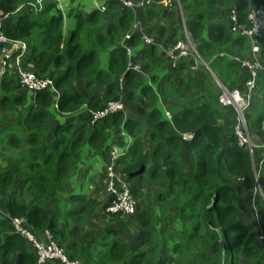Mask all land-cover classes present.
<instances>
[{"label": "trees", "instance_id": "1", "mask_svg": "<svg viewBox=\"0 0 264 264\" xmlns=\"http://www.w3.org/2000/svg\"><path fill=\"white\" fill-rule=\"evenodd\" d=\"M27 1H0V18L8 15L2 31L28 43L22 67L51 78L58 93L29 90L11 61L3 73L0 67V264H64L40 262L32 241L16 227L17 219H24L23 229L38 239L48 231L71 261L82 264H264V72L254 92L263 103L254 108L252 99L245 111L249 130L259 136V147L251 153L239 145L235 111L220 103L221 88L208 68L193 71L191 57L174 63L165 44L148 46L139 33L123 42L135 16L118 0H106L105 12L71 9L76 25L68 38L56 2L34 14L19 10ZM221 1L247 26L249 9L264 5V0L248 8L246 0ZM171 2L152 0L140 9L151 37L159 20L165 19L161 37L177 20L166 40L169 47L185 37L174 3L166 7ZM180 3L203 61L228 89L244 92L250 73L233 57L252 58V40L232 30L231 17L223 19L217 0ZM259 45L264 65V28ZM128 46L134 49L131 56ZM224 60L228 68L220 76L215 66ZM115 101L124 103V110L96 120L84 109L103 111ZM185 134L193 137L185 139ZM116 147L122 154L114 170L136 201L133 215L108 211L111 196L98 198ZM87 158L90 163L98 158L103 170L91 193L70 183ZM99 207L103 219L108 215L124 226L141 225L135 239L129 242L110 223L87 232L101 214ZM247 208L254 222L245 219Z\"/></svg>", "mask_w": 264, "mask_h": 264}, {"label": "built area", "instance_id": "2", "mask_svg": "<svg viewBox=\"0 0 264 264\" xmlns=\"http://www.w3.org/2000/svg\"><path fill=\"white\" fill-rule=\"evenodd\" d=\"M1 1V0H0ZM50 1L57 0H31L28 5L30 7V11L34 14H40L45 8L46 3ZM152 0H118L121 7H127L136 12L143 8L144 5L151 3ZM168 1H165L164 4L167 5ZM21 8V7H20ZM102 12L107 9V5L104 3L102 5L98 4V8ZM237 10L233 9L231 11L230 17L234 24L232 30L240 31L243 35H246L252 40V58L250 59H241L237 56L233 57L234 60L240 62L244 68L249 70L250 76L245 81V91L242 92L240 89L230 90L226 86L221 85L222 93L219 96L220 103L226 107H232L235 111L236 121L234 126L235 135L237 137L238 143L240 146L245 148H252L253 145H259L258 135L252 133L247 125V118L245 111L249 108L254 92L258 86V79L261 76V73L264 72V65L261 63L259 59L260 45L259 42L263 37V28H264V5H257L255 7H251L247 13V18L249 22V26L239 24L237 17ZM6 15L5 17H7ZM4 17V18H5ZM4 18H0V44H5L2 49V58H1V73L4 72L6 65L11 61L13 66L17 70L18 77L22 84L27 87L29 90L37 91V90H46L50 89L51 91L58 93L53 80L49 77L46 78H38L34 73L25 70L22 67V60L25 53L28 50V43L22 40H13L8 38L2 31V26L4 22ZM142 21L134 18L133 24L128 32L125 34V40L131 38V36L137 32L141 34L142 41L146 45L154 44V39L149 36L143 26ZM182 27L187 29L186 21L183 18ZM191 37L187 34V41L190 42ZM183 41H179L173 49V52H181L180 55H184L183 50L186 48V43L183 44ZM127 52L129 55L133 53V48L127 47ZM186 52V51H185ZM186 54V53H185ZM182 56H179L180 58ZM197 59L200 61L202 57L197 55ZM177 59H175V62ZM194 65L191 67L193 68ZM139 68V66H133ZM58 96V95H57ZM118 110H124V106L122 102H110L103 111L94 113V120L107 115L108 113H112ZM168 116L170 117L169 112ZM93 120V121H94ZM185 139H191L193 134H185L183 136ZM120 153L116 148H113L111 152V164L108 165V173L109 176L114 182L115 186L119 190V186H117V182L121 183L119 177L114 170V160ZM116 177L115 181L114 178ZM108 211L118 212L122 211L125 215H133L136 211V201L130 194L128 190V186L125 182L122 181V187L119 191H116L113 195V199L111 204L107 207ZM24 219L14 220V223L19 231L25 234L33 243L34 247L37 249L39 254V261L44 262L46 260L58 259L64 264H82L79 261H71L65 253L63 247L58 245L55 241L51 240L50 233L45 231V238L38 239L29 233L27 230L23 229L22 222Z\"/></svg>", "mask_w": 264, "mask_h": 264}, {"label": "rangeland", "instance_id": "3", "mask_svg": "<svg viewBox=\"0 0 264 264\" xmlns=\"http://www.w3.org/2000/svg\"><path fill=\"white\" fill-rule=\"evenodd\" d=\"M79 1L80 0H77V2H79ZM72 2L74 3V1H72ZM221 2H222L221 0H217V3H218L217 5H218V8H219L218 10H219V12H223V14H225V16L223 15L224 16L223 19L226 21V20L229 19L230 14H228V11H225L226 10L225 9V4L223 2L222 3ZM237 2L242 4V0H238ZM245 2H246L245 5L247 6L246 8L251 7L253 4L258 3L257 0H246ZM135 3H136V0H135ZM173 3L171 2V4L168 5V6H166V7H169V6H171L173 4V9L177 10V12L179 13V16L181 18V24H182V21H183V18H184V14L181 13L182 11H181V3H180V0H173ZM167 4H169V2ZM146 6L147 5H144L143 8H145ZM81 7L85 11L89 12L88 9L84 5L82 6V4H81ZM131 11L133 12V14H134V16H135L136 19L141 20L140 9L137 12H136V10L133 11L132 9H131ZM68 17L72 21L73 25L72 26H67V24L65 23V25H64V35H65L66 38L69 37L72 29H74L75 28V25H76V21L74 20L75 18H73L71 16H68ZM164 20H159L158 22L155 23V25L153 24L154 25V27H153L154 28V32H153L152 38L154 39L155 42L159 43L161 47H162L163 44H165V49H166L165 52L167 53V56H169V58H171V60L174 63H175V59H177V60L179 59L178 58L179 56H182V57H191L193 59V65H194L193 68H192L193 71L199 70L200 65H204L206 67L207 64L205 65V62L204 61H200V60L197 59V55H200V54L198 53V51L196 49V43L193 40V37H192V35H191V33H190V31L188 29H184L183 28V32H184V36L185 37L182 38V39H180V40H178L177 42H175L171 47H169L170 44H166L167 38L173 33V29L178 25V22H177V20H175V22L172 23V20H171L170 23H169V27L171 28V30H167L165 32V36L164 37H161L160 34H159V27L165 23ZM142 26H143V28H144V30L146 32V30H147L146 28L147 27L144 25V22L142 23ZM137 33H139V32H137ZM137 33H135V34H137ZM187 34H189L190 37H191V39H190L191 41L190 42L189 41L186 42L187 41ZM236 34L237 33L233 32L234 37H237ZM132 36H131V38H132ZM149 36H151V35H149ZM124 41H125V36H124L123 42ZM179 41H183L184 42L183 44L186 43V45H187L186 48H184V50H183L184 55H180L179 53H181V52H173L174 46ZM166 45H167V48H166ZM128 47H131V46H128ZM131 48H133V47H131ZM133 53H134V49H133ZM131 55H129V56H131ZM103 60H105V59L103 58ZM226 62L227 61L224 60V62L222 61V62H220L218 64V66H215V68L217 69V74H220V76H221L222 73H226V71H227V68L228 67L226 66ZM131 67H133V66H131ZM133 68L134 69H137V70H140V68H136V67H133ZM206 68H208V70L210 71V73L216 78V81H217L216 83H218L219 87L221 85H224L217 78V76L214 75V73L212 72V70L210 69V67H206ZM221 93H222V89H221ZM115 102H119V101H115ZM160 104L161 103H159V105ZM123 106H124V103H123ZM161 106L163 107V109H165L162 104H161ZM84 109L87 111V113L89 115H93V118H94V113L101 112V111L89 110L86 106H84ZM133 111H134V107H131V112H133ZM167 112H169V111L166 110L165 115H166V117H169ZM82 113H83V111H82ZM235 121H236V115H235L234 123L232 124L233 125V132H234V134H235V131H234ZM262 127L264 128V120H263ZM258 138H259V136H258ZM129 141H130V139H129ZM126 146H127L126 144L123 145L124 148ZM257 147H259V145L258 146L257 145H253V147L251 149L248 148V150H250L251 153H253L254 148H257ZM120 148L121 147H116V149L118 151L120 150ZM191 158H192V156H191V154H189L188 155V163H190V165H187V167L189 169H191V167L193 166V165H191ZM111 162H112V159L111 158L107 159L106 165L111 164ZM84 163H86L85 164V168L80 172L79 175H77L76 177L71 178L70 179V183H71V186H72V188L74 190L79 191V189H80L82 192L89 190L90 193H91L92 191L97 190L96 188L99 187V185H100V179H98V173L101 174L103 172V170L101 169V165H100L101 161H99L98 158L97 159L94 158L93 161H92V163H90L89 158H87L84 161ZM107 175L108 176L107 177L105 176L104 180H102V182H101V187L102 188L100 189V193H99V197H98L100 201H102L103 199H105L106 197H109V196L113 197V195L115 194V192L116 191H119L121 189V187H122V180H123L122 178H119L120 181H121V183L119 184V190H118V188L115 186L114 182H112V180H111L108 172H107ZM118 177L119 176H117V178ZM256 178H258V174L257 173H256ZM115 179H116V177L114 178V181H115ZM88 185L90 186L89 189L86 187ZM257 190H259V192L262 193V190H261V188H260V186L258 184H257ZM145 202H146V207L150 206V202H149L148 197H146ZM99 206H102V202H100ZM99 209H101L100 216L97 217L95 220L92 221V224H90L88 226L89 229H87V232H89V231H97L99 228H102L103 226H105V225H107V224L110 223V224H112L111 226H115V227L123 230L125 232L124 237L129 242H132L135 239V237H136V235H137V233L139 231V227L141 225L132 222L130 225L124 226V225H122L120 223V220L119 221H115V222L113 221L112 222L111 218L108 215L107 216H104L106 218L103 219V218H101V215H103L104 212L102 213L103 210H102L101 207H99ZM252 211H254V208H252ZM106 212H107V210H106ZM245 219H247L249 222L253 220V214H252V212H250L248 210V208L246 210ZM253 222H254V220H253ZM84 228H87V227H84Z\"/></svg>", "mask_w": 264, "mask_h": 264}, {"label": "crops", "instance_id": "4", "mask_svg": "<svg viewBox=\"0 0 264 264\" xmlns=\"http://www.w3.org/2000/svg\"><path fill=\"white\" fill-rule=\"evenodd\" d=\"M31 0L27 1V2H24L22 3L20 6H19V10L20 9H24V8H27L30 10V7L28 5V3L30 2ZM74 1V3L72 2ZM50 2H56L58 7L61 9V11L63 12L64 14V25L65 23L67 24V26H72L73 23L72 21L69 19L68 16H71L73 17L71 14H70V10L73 9L74 7H79L80 9H82L85 13H90L92 12V10L94 9H97L98 8V4L99 5H102V4H106V0H80L79 2H77V0H57V1H50ZM76 3V4H75ZM47 4V3H46ZM81 4L82 6L84 5L89 12L85 11L82 7H81ZM21 7V8H20ZM123 8V7H122ZM90 9V10H89ZM99 10L100 12H102L100 9H97ZM106 11V10H105ZM104 11V12H105ZM74 18V17H73ZM185 19V17H184ZM75 20V19H74ZM186 21V20H185ZM73 30V29H72ZM263 103V98L260 94H254V98H253V103H252V107H257L259 108L260 105ZM234 119V118H233Z\"/></svg>", "mask_w": 264, "mask_h": 264}, {"label": "water", "instance_id": "5", "mask_svg": "<svg viewBox=\"0 0 264 264\" xmlns=\"http://www.w3.org/2000/svg\"><path fill=\"white\" fill-rule=\"evenodd\" d=\"M207 63H205V65H206ZM206 67H208L207 65H206Z\"/></svg>", "mask_w": 264, "mask_h": 264}]
</instances>
